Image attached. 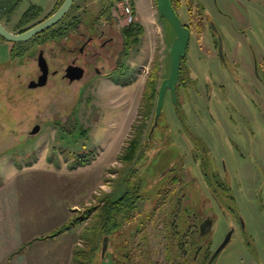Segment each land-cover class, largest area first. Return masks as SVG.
Here are the masks:
<instances>
[{
	"label": "rangeland",
	"instance_id": "374dc122",
	"mask_svg": "<svg viewBox=\"0 0 264 264\" xmlns=\"http://www.w3.org/2000/svg\"><path fill=\"white\" fill-rule=\"evenodd\" d=\"M54 1L4 0L0 21L14 31L31 4L45 11ZM112 2L121 14V0ZM129 2L143 34L130 45L127 74L98 76L85 88L57 76L43 87L26 86L39 74V49L51 65H61L62 37L45 40L39 35L20 42L24 50L15 57L10 56L15 42L0 39V181L30 164L37 165L26 171L33 175L71 178L57 180L68 186L65 192L78 205L70 220L94 208L71 230L76 237L71 264H103L102 252L105 262L110 251L124 252L132 226L123 223L107 236L102 230L110 224L104 221L110 202L134 189L129 184L133 179H125L133 170L141 199L140 212L131 218L146 223L137 237L147 238L140 250L150 262L174 251L171 245L165 248L174 235L160 224L173 216L184 224L196 213L225 226L236 224V233L214 264H264V0L180 1L178 16L190 30L182 79L175 86V102L166 92L152 131L157 96L148 102L143 92L148 80L158 90L168 76L175 33L155 0ZM72 6L70 14L90 21L102 2L74 0ZM217 34L223 58L215 44ZM35 124L40 129L32 134ZM140 129L138 156L127 161V146Z\"/></svg>",
	"mask_w": 264,
	"mask_h": 264
},
{
	"label": "flooded vegetation",
	"instance_id": "af4514ba",
	"mask_svg": "<svg viewBox=\"0 0 264 264\" xmlns=\"http://www.w3.org/2000/svg\"><path fill=\"white\" fill-rule=\"evenodd\" d=\"M72 8L73 6H71L70 10ZM79 9L80 7L77 5L75 10L78 11ZM122 18L123 16L118 13L116 7H107V5L103 3L98 10V13L90 21L81 18L76 12H72L66 20L65 29L62 34L61 65H51L44 57L48 64L46 83L41 86H30V84L37 81V78L40 75L39 71V74H37L34 79H30L26 86L31 89L43 87L47 84L50 77L52 79V77L57 76L63 81H79L83 85V88H85V85L90 83L91 80L97 79L98 76H108L114 73H117L120 76L126 75L129 67L128 61L130 58L131 45L129 35L131 31L130 22L120 21ZM11 32L18 33L22 31L15 29ZM34 37L30 39L34 40ZM18 43H13L10 50L15 47L24 50L22 43L21 46H16ZM40 52H42L44 56V51L39 49L36 56V64ZM256 75L260 77L257 73ZM167 170L169 173H173L172 167H169ZM133 171H130V177L127 176L125 179L126 182L133 179L129 184L134 189H126L118 196V198L121 196H127L135 202L128 218L120 224L122 225L123 223H126L127 225L132 226L128 234V239L125 240L124 252L119 253L117 250H115V252L110 251V259L108 262H105V254L102 252L103 264H214L223 248L236 233V224L225 226V224L216 222L208 216L199 218V215H196V213H193V219L184 224L175 221L174 216L173 219L160 224L161 228L166 230V233L168 232L169 234L174 235L173 238H171L170 235L172 243H166L165 247L168 251L169 246L171 245L174 250L173 254H165L162 259L160 261L158 260L159 262L156 263L150 262L146 253H142L143 250H140V245L144 244L147 238L137 237V235L142 233L145 229L146 223L143 220L135 221L131 218L135 212L136 214L140 212L137 209L138 202L141 199L139 198V194L135 193L138 192L139 185L135 183L136 179H134L135 174ZM175 177L176 176L174 175L171 178L174 180ZM133 196L135 198H133ZM176 207L177 201L172 206V210H170L171 215ZM151 211L153 213L155 212L153 210ZM146 216L149 218V214ZM236 219V222H241L240 226H243L239 217ZM180 224L182 225L181 228ZM219 224L221 225L218 226ZM119 227L117 221H115L113 230H111L110 233L116 232ZM227 235H229L227 243L216 253V249ZM136 238L140 241L135 242L134 240ZM165 238L166 237H164V239ZM102 241L107 242L106 236H103ZM137 250L139 251L138 253H136ZM136 257H143V259L147 257V260L146 262L139 263V261L136 260Z\"/></svg>",
	"mask_w": 264,
	"mask_h": 264
},
{
	"label": "crops",
	"instance_id": "0c3cea01",
	"mask_svg": "<svg viewBox=\"0 0 264 264\" xmlns=\"http://www.w3.org/2000/svg\"><path fill=\"white\" fill-rule=\"evenodd\" d=\"M55 1L42 9L43 14ZM4 18L9 20V15ZM36 166L26 165L0 181V264L72 263L73 227L47 237L65 225L78 208L70 192H65L68 186L57 183L71 178L49 172L33 175L29 171Z\"/></svg>",
	"mask_w": 264,
	"mask_h": 264
},
{
	"label": "water",
	"instance_id": "95a60500",
	"mask_svg": "<svg viewBox=\"0 0 264 264\" xmlns=\"http://www.w3.org/2000/svg\"><path fill=\"white\" fill-rule=\"evenodd\" d=\"M74 0H63L61 5L53 11L48 17L39 21L38 23L34 24L33 26L27 28L22 32H11L5 28V26L0 22V36L5 40L11 42H24L29 40L30 38L38 35L39 33L47 30L51 26L58 23L70 10ZM156 7L161 15L166 21L170 23L172 26L175 36L172 39V42L169 47V54H170V66H169V73L168 76L161 80L160 85L157 91V98H156V105H155V113L153 118L152 129L156 126L158 118L161 114V110L164 104V98L166 92L169 90L171 93V97L173 102L176 101L175 96V86L179 78L180 73V61L186 55V50L190 38V30L187 26L183 25L180 21L178 14L176 13L175 8L173 7L170 0H155ZM214 31L217 32L216 28ZM217 48L218 54L221 58H223L222 54V43L221 37L217 34ZM37 66L40 71V75L37 78L35 83L30 84V86H41L46 83L47 74H48V64L46 59L44 58L42 52L38 54L37 57ZM40 126L35 124L30 132L35 134L39 131ZM229 239V235L225 237L222 243L216 249V253L219 252L224 245L227 243ZM103 251L106 249V241L103 244Z\"/></svg>",
	"mask_w": 264,
	"mask_h": 264
},
{
	"label": "trees",
	"instance_id": "16d2710c",
	"mask_svg": "<svg viewBox=\"0 0 264 264\" xmlns=\"http://www.w3.org/2000/svg\"><path fill=\"white\" fill-rule=\"evenodd\" d=\"M112 1L113 0H101V2L103 4L107 5V7H110L113 4ZM170 1H171L172 5L175 8L176 13H177V9H178L177 7L180 5L181 0H170ZM62 2H63V0H56L53 8L49 12H47V14L44 15L43 19H45L53 11H55L61 5ZM132 8L134 11L133 5H132ZM41 14H43L42 8L38 5L31 4L27 8V10L22 14L20 19L18 20L17 26H16L17 29H19L20 31H24L27 28L38 23L39 21L43 20V19L38 20V18ZM69 15H70V13L68 11V13L58 23L51 26L47 30L41 32L40 34L36 35L33 39H36L39 35H44L46 37L45 40L47 38L52 39V40L60 39L62 37L63 30L65 29L66 18H68ZM182 24L188 27L187 24H185V23H182ZM130 31H131V33L129 35V41L131 44H133V43L137 42L139 39V36L141 34H143V26L141 24H139L136 20H134L130 23ZM0 39H4V38H2L0 36ZM215 44L217 45V41H215ZM16 46L17 47L21 46V43H18ZM22 52H23V50L15 47L14 49L10 50V56L11 57L19 56L22 54ZM183 60H184V58H182L180 61V73H179L178 80L182 77ZM156 66H157V64H156ZM157 91L158 90H157V87L154 85V81L150 79L146 82V87H145V91L143 92V94L146 95L148 102H150L151 100L154 99L155 96H157ZM140 128H142V126H140ZM140 136H141V129L137 132L135 137L129 142V144L127 146L128 153L126 154V158H125L127 161H132L135 157L138 156L137 151H139L140 142H141ZM229 196H230V198H234L231 194H229ZM133 198H135V197L133 196ZM107 203L108 202H105L103 204V206H106ZM134 203H135L134 200H131L127 196L126 197L121 196V197L117 198L116 200H113L112 202H110V208L108 211H106L105 220H104V221L109 220L110 224L107 225L105 227V229L102 230V232H104L106 236L111 232V230H113L115 221H117V225L120 226V224L128 218L129 213L132 210ZM93 209H94L93 207H89L86 210V212H83V213L78 214L76 216L74 215L73 218L71 220H69L65 225H63L58 230L52 232L51 234H49L47 237L54 236V235H56L62 231H65V230L73 227L74 225L84 221L85 219H87L90 216ZM106 209H107V207H106Z\"/></svg>",
	"mask_w": 264,
	"mask_h": 264
},
{
	"label": "built area",
	"instance_id": "2783aa9c",
	"mask_svg": "<svg viewBox=\"0 0 264 264\" xmlns=\"http://www.w3.org/2000/svg\"><path fill=\"white\" fill-rule=\"evenodd\" d=\"M2 1L0 0V10L2 9ZM121 14L130 23L135 20L134 11L129 0H121Z\"/></svg>",
	"mask_w": 264,
	"mask_h": 264
}]
</instances>
